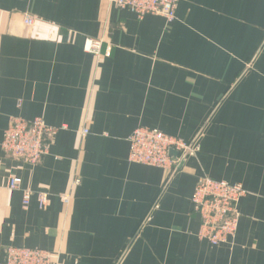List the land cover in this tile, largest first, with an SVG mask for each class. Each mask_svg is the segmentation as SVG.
<instances>
[{"label": "crops", "instance_id": "crops-1", "mask_svg": "<svg viewBox=\"0 0 264 264\" xmlns=\"http://www.w3.org/2000/svg\"><path fill=\"white\" fill-rule=\"evenodd\" d=\"M11 116L58 130L34 167L0 146V263L23 246L58 264H264V0H178L172 22L113 0H0V143ZM137 127L195 150L176 171L130 162ZM202 176L247 191L216 246L192 209ZM26 188L48 204L23 208Z\"/></svg>", "mask_w": 264, "mask_h": 264}, {"label": "built area", "instance_id": "built-area-1", "mask_svg": "<svg viewBox=\"0 0 264 264\" xmlns=\"http://www.w3.org/2000/svg\"><path fill=\"white\" fill-rule=\"evenodd\" d=\"M177 2L178 0H113L118 8L127 9L138 18L152 14L162 16L167 22L175 19ZM23 22L31 26L34 19L30 15H25ZM100 47L99 39L85 41L84 48L88 52L98 54ZM57 130L58 128L47 125L39 117L25 119L11 116L3 132L0 146L6 157L34 167L40 163L43 155L47 154L51 138ZM81 133L83 136L86 135L88 129L83 128ZM128 141L130 162L173 171L182 155L194 152L196 140L186 142L158 129L137 127L130 134ZM170 149L178 153L177 158L169 155ZM74 182L77 183L78 180ZM8 186L11 189H19L20 179L11 177ZM34 193L40 209L48 204L46 192H34L26 188L22 190L23 208H27ZM246 194L247 191L240 184L214 180L207 176L198 178L191 195L192 209L200 220L198 237L214 246L234 238L241 216L238 204ZM62 201L68 203L69 197L63 196ZM0 264H58V257L41 248L7 246Z\"/></svg>", "mask_w": 264, "mask_h": 264}, {"label": "water", "instance_id": "water-1", "mask_svg": "<svg viewBox=\"0 0 264 264\" xmlns=\"http://www.w3.org/2000/svg\"><path fill=\"white\" fill-rule=\"evenodd\" d=\"M194 141H195V140H193L192 142H194ZM169 155H170L172 158H177L178 153H177L176 151H174L173 149H170V150H169ZM186 157H187V154H184V155L181 157V159L179 160L178 164H177L176 167H175V171H176V170H179V169L183 166Z\"/></svg>", "mask_w": 264, "mask_h": 264}, {"label": "rangeland", "instance_id": "rangeland-1", "mask_svg": "<svg viewBox=\"0 0 264 264\" xmlns=\"http://www.w3.org/2000/svg\"><path fill=\"white\" fill-rule=\"evenodd\" d=\"M182 156H183V155H182ZM182 156H181V157H182ZM187 156H188V154H187ZM177 157H178V156H177ZM181 157L179 158V160L181 159ZM178 162H179V161H178Z\"/></svg>", "mask_w": 264, "mask_h": 264}]
</instances>
